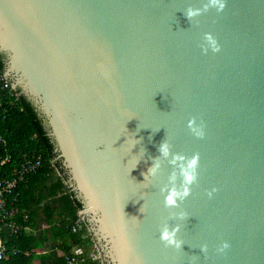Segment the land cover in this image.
<instances>
[{
	"label": "water",
	"instance_id": "95a60500",
	"mask_svg": "<svg viewBox=\"0 0 264 264\" xmlns=\"http://www.w3.org/2000/svg\"><path fill=\"white\" fill-rule=\"evenodd\" d=\"M222 2L0 0L5 76L54 141L103 264H264V0ZM194 154L190 194L165 206Z\"/></svg>",
	"mask_w": 264,
	"mask_h": 264
},
{
	"label": "trees",
	"instance_id": "16d2710c",
	"mask_svg": "<svg viewBox=\"0 0 264 264\" xmlns=\"http://www.w3.org/2000/svg\"><path fill=\"white\" fill-rule=\"evenodd\" d=\"M5 70V58L0 53V71L5 72ZM16 92L18 98L12 96L4 98V107L0 110V132L7 142V147L0 146V177L10 178L14 169L25 160L34 155L41 156L42 169L19 187L18 205L30 214L27 226L32 223L33 216L37 212L32 210L29 204L39 205L42 200L51 199L44 204L43 212L47 222L54 225L55 243L52 254L54 264H65V255L74 245L83 246L87 251V259L83 264H103L101 260L93 259L94 255L99 254V250L87 222L83 221L79 233L75 234L71 231V226L78 219V212L82 210L83 205L65 184L67 180L65 170L57 158L55 143L49 136L38 111L21 88L16 89ZM7 155H10L11 159L2 165L1 161ZM26 198L30 201L27 205L23 204ZM18 219L20 220V217ZM25 232L11 235L8 230H4L3 238L7 251L1 264L30 262L26 252L38 247L40 243L38 240L34 243L36 239L26 236ZM30 242L34 243L32 247H24V243ZM13 250H18V253L14 254Z\"/></svg>",
	"mask_w": 264,
	"mask_h": 264
},
{
	"label": "built area",
	"instance_id": "2783aa9c",
	"mask_svg": "<svg viewBox=\"0 0 264 264\" xmlns=\"http://www.w3.org/2000/svg\"><path fill=\"white\" fill-rule=\"evenodd\" d=\"M8 96L18 98L16 89L6 78L5 73L0 71V110L4 107V98ZM0 146L7 147L6 139L1 132ZM10 159V155H7L1 161V164H6ZM42 167L43 160L41 156L34 155L15 168L10 178L0 177V264L7 251L3 238L4 230H8L11 235H20L27 230L30 219L29 212L18 205L20 199L19 187L27 182L31 176L36 175ZM81 211L78 212V219L71 226V231L75 234L82 229L84 219L81 216ZM13 253H18V250H13ZM86 259V249L83 246L74 245L65 255V264H83ZM93 259L102 261L100 253L94 255Z\"/></svg>",
	"mask_w": 264,
	"mask_h": 264
},
{
	"label": "clouds",
	"instance_id": "9594fccd",
	"mask_svg": "<svg viewBox=\"0 0 264 264\" xmlns=\"http://www.w3.org/2000/svg\"><path fill=\"white\" fill-rule=\"evenodd\" d=\"M211 4L214 5L217 9V11H221L224 8V3L222 0H210ZM207 7V6H205ZM199 9L193 10L189 9L186 12V16L191 18L193 16L199 15ZM205 39L208 41L211 50L213 52L219 51V46L215 39L212 37L211 34L205 33ZM206 50V49H205ZM189 128L192 130L193 134L197 137L203 136V130L201 128H192V122L189 121ZM160 152L167 156L168 155V145L167 143H162L160 146ZM177 159H183V157H177ZM197 163H198V155L194 154L191 159L188 160L187 166H181L182 167V176H183V187L181 191H177L175 188H172L169 190V195L165 198V206H171L174 205L176 202V198H179L183 200L186 196H188L191 192L190 186L196 181L197 179ZM156 167L158 165L152 167L149 169V174L154 173ZM145 179H148V175L145 176ZM212 191H215V189H212ZM209 196H211V192L208 193ZM183 215V213H181ZM178 230L177 228H173L172 230H169L167 228H164L160 233V240L164 243L166 247H174L176 249H179L181 247L182 241L176 239V232ZM228 243L224 242L217 251H223L228 247ZM201 251L206 252L207 251V245L201 246Z\"/></svg>",
	"mask_w": 264,
	"mask_h": 264
},
{
	"label": "crops",
	"instance_id": "0c3cea01",
	"mask_svg": "<svg viewBox=\"0 0 264 264\" xmlns=\"http://www.w3.org/2000/svg\"><path fill=\"white\" fill-rule=\"evenodd\" d=\"M60 176L61 175L58 173V177ZM48 200L51 201V199H47V200L45 199L42 200V202L39 205H36L34 203L29 204L30 208L37 212L33 216L32 223H30V225L27 226V230L25 233L26 236L33 237L36 239L34 243H37L38 240L40 245L26 252V257L30 258L29 260L30 262L28 263L24 262V264H54V260L52 258L53 245L55 243L53 237L54 225L51 224L50 222H47V217L43 212L44 204ZM29 202H30L29 199L26 198L24 199L23 204L27 205V203ZM34 243L33 242L32 244L31 242L29 244L24 243L23 245L24 247L28 248L29 246L32 247Z\"/></svg>",
	"mask_w": 264,
	"mask_h": 264
}]
</instances>
